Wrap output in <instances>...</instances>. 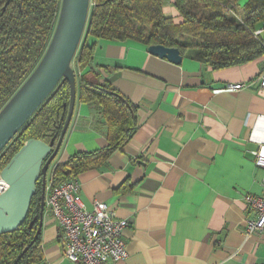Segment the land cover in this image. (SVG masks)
<instances>
[{"label": "crops", "instance_id": "0c3cea01", "mask_svg": "<svg viewBox=\"0 0 264 264\" xmlns=\"http://www.w3.org/2000/svg\"><path fill=\"white\" fill-rule=\"evenodd\" d=\"M166 2L164 12L179 21ZM93 64L137 107L138 127L122 149L72 178L85 208L105 202L127 221L128 255L116 264H264V228L245 231L255 215L243 198L264 194L263 171L250 153L264 142V96L224 88L254 79L264 54L213 69L190 54L174 64L137 41L100 40ZM95 109L76 100L54 163L106 146ZM125 183L132 186L117 190ZM60 231L45 208L41 264H74L64 256Z\"/></svg>", "mask_w": 264, "mask_h": 264}, {"label": "trees", "instance_id": "16d2710c", "mask_svg": "<svg viewBox=\"0 0 264 264\" xmlns=\"http://www.w3.org/2000/svg\"><path fill=\"white\" fill-rule=\"evenodd\" d=\"M61 0H0V109L33 71L53 34ZM166 0H91L87 23L71 62L76 74V100L95 106L106 126V146L73 153L55 163L50 186L106 163L121 150L138 127L137 107L103 79L93 64L100 40H133L146 46L159 44L190 54L213 69L251 61L264 54V0H170L179 21L164 12ZM69 84L60 81L28 122L0 152V170L28 139L49 143L59 137L67 113ZM66 171L69 174H66ZM132 185L122 184L117 190ZM40 184L25 221L0 235V264H41L38 225ZM34 223L29 228L30 222ZM41 232V231H40ZM19 256V257H18Z\"/></svg>", "mask_w": 264, "mask_h": 264}, {"label": "water", "instance_id": "95a60500", "mask_svg": "<svg viewBox=\"0 0 264 264\" xmlns=\"http://www.w3.org/2000/svg\"><path fill=\"white\" fill-rule=\"evenodd\" d=\"M91 0H61L57 22L47 48L30 75L0 109V152L25 125L34 112L56 88L60 81L69 84L67 113L58 139L46 143L28 139L0 170V177L8 187L0 194V235L15 230L26 219L31 199L40 184L41 203L38 228L24 250L38 237L45 209L47 174L54 161L71 122L76 103V74L71 62L82 38ZM152 55L179 64L182 54L179 49L163 45H149ZM66 174H69L66 171ZM34 218L29 228L32 227ZM18 256V257H19Z\"/></svg>", "mask_w": 264, "mask_h": 264}, {"label": "built area", "instance_id": "2783aa9c", "mask_svg": "<svg viewBox=\"0 0 264 264\" xmlns=\"http://www.w3.org/2000/svg\"><path fill=\"white\" fill-rule=\"evenodd\" d=\"M262 29L254 30L258 36ZM225 89H254L264 96V68L252 80L227 84ZM254 166L263 171L261 184L264 188V142H259L250 151ZM51 171L47 174L44 205L49 209L60 226V236L64 244V256L74 264H116L127 258L123 230L127 221L118 219L113 208L105 202L96 201L92 209L83 206L80 185L76 179L66 180L50 186ZM8 187L0 177V194ZM244 202L254 212L253 219L245 222L248 234L264 228V194L262 196L246 193Z\"/></svg>", "mask_w": 264, "mask_h": 264}, {"label": "rangeland", "instance_id": "374dc122", "mask_svg": "<svg viewBox=\"0 0 264 264\" xmlns=\"http://www.w3.org/2000/svg\"><path fill=\"white\" fill-rule=\"evenodd\" d=\"M165 3H167V2H165Z\"/></svg>", "mask_w": 264, "mask_h": 264}]
</instances>
